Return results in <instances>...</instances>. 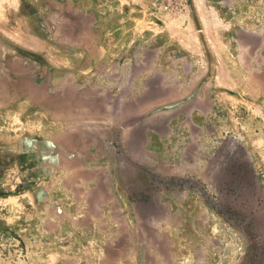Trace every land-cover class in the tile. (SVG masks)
Returning a JSON list of instances; mask_svg holds the SVG:
<instances>
[{"label": "rangeland", "instance_id": "1", "mask_svg": "<svg viewBox=\"0 0 264 264\" xmlns=\"http://www.w3.org/2000/svg\"><path fill=\"white\" fill-rule=\"evenodd\" d=\"M237 1L257 7L233 45L261 84L264 0ZM187 2L0 0V264H253L264 249V113L242 107L215 137L206 117L165 119L184 94L169 37L202 39L201 10L174 19Z\"/></svg>", "mask_w": 264, "mask_h": 264}, {"label": "crops", "instance_id": "2", "mask_svg": "<svg viewBox=\"0 0 264 264\" xmlns=\"http://www.w3.org/2000/svg\"><path fill=\"white\" fill-rule=\"evenodd\" d=\"M190 6L191 15L184 18L176 16L174 19L183 22L185 18H189L190 25L195 20L194 12L197 9L201 10L199 24L203 30L201 35L203 41L195 39L192 34L184 37L172 35L169 37L170 40L175 41V45L181 46L183 51L177 53L175 49L169 50L170 78L167 79H170V84L175 83L176 89L179 87L180 90H184V94L170 100L169 103H162L165 107L163 112L169 116L165 119L169 120L171 126L175 117L178 119L184 115L195 121L198 116H202L217 123L212 131L208 129L211 131L208 137L236 134L239 126L234 122H241V119L236 117H238L237 112H243L242 107H246L249 114L256 110L264 113L263 92L258 96L252 93L253 89L264 90V83L260 84L259 73L253 71L250 53L244 55L233 45L237 38L234 34L237 27H249L254 24L251 20L247 22L238 15V11L252 13L257 7L251 1L237 0L226 2L224 5L219 4L217 0H191ZM226 8L233 11L231 17L225 15ZM158 25L160 30L164 28V25ZM158 38L162 37L158 36ZM166 68L162 65L159 67L161 75L166 73ZM154 72L158 71L155 69ZM255 81L256 85L253 84ZM160 82L163 81L160 79ZM205 91L207 92L204 93ZM203 99L205 102L202 101ZM183 104L189 106L186 113H181V110L175 111ZM212 118H215L216 122ZM232 124H234L233 128H231Z\"/></svg>", "mask_w": 264, "mask_h": 264}, {"label": "flooded vegetation", "instance_id": "3", "mask_svg": "<svg viewBox=\"0 0 264 264\" xmlns=\"http://www.w3.org/2000/svg\"><path fill=\"white\" fill-rule=\"evenodd\" d=\"M257 249V248H256ZM256 252V256H254V261H253V264H262V262L260 263L259 261H264V249L261 250L260 252H257V251H254Z\"/></svg>", "mask_w": 264, "mask_h": 264}, {"label": "built area", "instance_id": "4", "mask_svg": "<svg viewBox=\"0 0 264 264\" xmlns=\"http://www.w3.org/2000/svg\"><path fill=\"white\" fill-rule=\"evenodd\" d=\"M188 5L187 0H178L177 10L182 12L185 10V7Z\"/></svg>", "mask_w": 264, "mask_h": 264}]
</instances>
